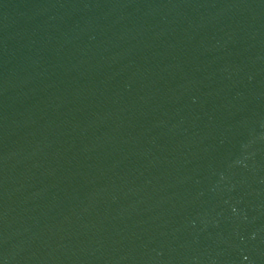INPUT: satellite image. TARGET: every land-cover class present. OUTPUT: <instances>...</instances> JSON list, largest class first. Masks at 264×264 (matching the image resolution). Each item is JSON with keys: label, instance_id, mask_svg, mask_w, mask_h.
Returning <instances> with one entry per match:
<instances>
[{"label": "water", "instance_id": "1", "mask_svg": "<svg viewBox=\"0 0 264 264\" xmlns=\"http://www.w3.org/2000/svg\"><path fill=\"white\" fill-rule=\"evenodd\" d=\"M0 264H264V0H0Z\"/></svg>", "mask_w": 264, "mask_h": 264}]
</instances>
